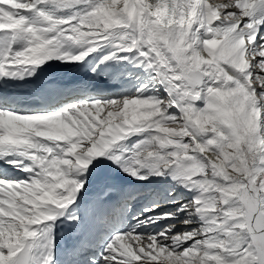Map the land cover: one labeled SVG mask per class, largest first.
<instances>
[{
	"label": "snow or ice",
	"instance_id": "obj_1",
	"mask_svg": "<svg viewBox=\"0 0 264 264\" xmlns=\"http://www.w3.org/2000/svg\"><path fill=\"white\" fill-rule=\"evenodd\" d=\"M0 264H264V0H0Z\"/></svg>",
	"mask_w": 264,
	"mask_h": 264
},
{
	"label": "bare ground",
	"instance_id": "obj_2",
	"mask_svg": "<svg viewBox=\"0 0 264 264\" xmlns=\"http://www.w3.org/2000/svg\"><path fill=\"white\" fill-rule=\"evenodd\" d=\"M61 77H63L65 82H72L80 78V74L75 70H61Z\"/></svg>",
	"mask_w": 264,
	"mask_h": 264
}]
</instances>
